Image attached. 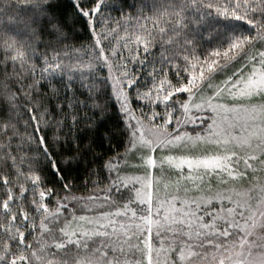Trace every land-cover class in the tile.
<instances>
[{
  "label": "snow or ice",
  "instance_id": "obj_1",
  "mask_svg": "<svg viewBox=\"0 0 264 264\" xmlns=\"http://www.w3.org/2000/svg\"><path fill=\"white\" fill-rule=\"evenodd\" d=\"M57 8L0 0V264H264V0Z\"/></svg>",
  "mask_w": 264,
  "mask_h": 264
},
{
  "label": "trees",
  "instance_id": "obj_2",
  "mask_svg": "<svg viewBox=\"0 0 264 264\" xmlns=\"http://www.w3.org/2000/svg\"><path fill=\"white\" fill-rule=\"evenodd\" d=\"M55 2L58 5L57 12L61 15H71L72 11V0H55ZM128 3H132L133 0H127ZM111 15L113 17H117L119 15V12L116 10H111ZM69 43L76 45L77 47L80 44H87L89 43V33L82 28H78V31L76 33V38L72 41H69ZM39 63V62H38ZM81 128L84 127V125H80ZM81 137L83 138L84 136L87 135V133H80ZM73 175H76L74 172ZM82 179V178H81Z\"/></svg>",
  "mask_w": 264,
  "mask_h": 264
}]
</instances>
